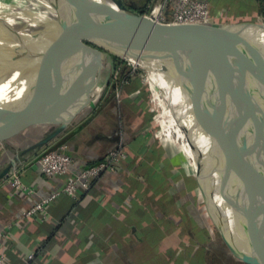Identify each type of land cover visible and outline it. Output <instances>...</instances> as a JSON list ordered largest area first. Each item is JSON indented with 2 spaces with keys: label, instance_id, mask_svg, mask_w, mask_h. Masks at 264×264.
I'll return each instance as SVG.
<instances>
[{
  "label": "water",
  "instance_id": "water-1",
  "mask_svg": "<svg viewBox=\"0 0 264 264\" xmlns=\"http://www.w3.org/2000/svg\"><path fill=\"white\" fill-rule=\"evenodd\" d=\"M59 1L66 3L62 13L39 28L26 27L21 34L0 37V84L28 83L21 99L0 104V123L54 128L21 157L55 141L90 108L106 52L140 67L149 79L160 74L170 85L169 99L175 101L178 91L182 102L176 105L191 116L195 133L206 136L213 179L211 219L238 240L243 262L264 264V237L253 233L242 219H234L232 168L221 148L225 137L264 166V129L252 116L264 111V49L247 43L240 25L160 24L124 0H55V4ZM98 42L118 45L120 50H108ZM65 83L70 88L53 95L58 105L49 96L40 102L36 117L2 115L19 112L41 91ZM16 163L12 160L1 171L0 182Z\"/></svg>",
  "mask_w": 264,
  "mask_h": 264
},
{
  "label": "crops",
  "instance_id": "crops-1",
  "mask_svg": "<svg viewBox=\"0 0 264 264\" xmlns=\"http://www.w3.org/2000/svg\"><path fill=\"white\" fill-rule=\"evenodd\" d=\"M133 1L140 9L150 3ZM158 1L164 2L170 17L172 1ZM244 1L246 6L260 7L256 0ZM116 92L111 75L102 74L90 108L55 141L22 157L51 132L50 127L0 123V173L12 160L17 162L0 182L4 264H202L208 259L201 250L209 247L198 240L186 246L185 255L180 250L184 241L177 239L176 231L187 228L189 219L178 183L167 169L171 150L152 139L147 129L133 125L134 114ZM39 111L2 115L31 118ZM60 142H65L74 160L72 177L102 162L113 150L125 157L114 172L92 180L86 192L71 195L64 192L67 177H48L37 164L46 148ZM186 150L182 152L189 159ZM38 205L43 211L28 217Z\"/></svg>",
  "mask_w": 264,
  "mask_h": 264
},
{
  "label": "rangeland",
  "instance_id": "rangeland-1",
  "mask_svg": "<svg viewBox=\"0 0 264 264\" xmlns=\"http://www.w3.org/2000/svg\"><path fill=\"white\" fill-rule=\"evenodd\" d=\"M153 2L154 0H150L149 7L143 14L149 11ZM58 3L56 5L55 0H44L39 8L52 14L56 9L55 7L60 5ZM210 4L212 12L217 14L216 23L237 25L239 23H252L255 20L264 22V17L259 8L246 6L244 0H210ZM25 18L19 25L20 30L29 27V23L32 22L29 17ZM125 63L128 65L123 66ZM116 64H118L117 67H115ZM123 68L126 69L124 73ZM104 74L111 75L112 84L118 93L120 102L126 108H130V113L134 114L133 125L140 131L147 129L152 139L159 145L171 150L168 153L171 160L167 169L170 171L169 174H171L174 183H178V189L181 190L184 208L188 211L189 219L187 228L184 226L181 228L182 230L176 231L177 239L184 241L180 248L183 255L188 252L187 247L192 246L198 240L202 242V244L200 243L201 246L209 247V250H201V253L204 251L206 258L208 257L206 262L202 264H257L243 262L240 256L243 255L244 250L238 240L226 229L216 226L211 219L209 210L211 208L210 194L213 179L209 176V170L201 172L190 166L189 159H192V155L195 156L197 148L186 144L188 159L182 152V137L169 133L167 127L160 122L161 109L155 102L147 73L140 67L122 61L106 52ZM255 115H258V121L264 125V116L258 112L252 114L253 117ZM171 124L172 126L176 125L173 122ZM53 129L50 127L48 131ZM161 130H164L166 136ZM197 138L200 143L202 142L201 145L206 154V136L200 134L197 135ZM56 148H58L57 145L50 146L42 154ZM221 148L227 159L231 158L235 163L231 166L235 194L234 215L242 219L253 233L264 237V216L255 214L257 213L256 210L260 212V209L264 208V185L258 187L263 180L255 172V161L260 169H264V166L256 158L238 151L225 137L222 138ZM202 185L205 190V197L202 194ZM254 230H257L258 233Z\"/></svg>",
  "mask_w": 264,
  "mask_h": 264
},
{
  "label": "bare ground",
  "instance_id": "bare-ground-1",
  "mask_svg": "<svg viewBox=\"0 0 264 264\" xmlns=\"http://www.w3.org/2000/svg\"><path fill=\"white\" fill-rule=\"evenodd\" d=\"M43 3L44 0H0V37L9 38L10 36L16 35L17 33H23L24 30H20L21 28L19 27V25L21 24L22 19L25 17H29L32 20V22L29 23V27L38 25L36 28H39L42 22H47L50 20V18H54L55 16L62 13V11L64 10L63 6H66V3L62 1L59 6L55 7V11H53V13L51 14L49 13V11L39 8ZM237 25H240L242 27L243 30L240 32V35L247 43H249L253 47L264 49V22L239 23ZM25 31L27 32V30ZM98 43L104 48L111 51L118 52L120 50V47L115 44H110L107 42ZM152 76V79H148V82L153 92L155 102L161 109L160 122L164 124L165 127H167L169 133H171L172 135H178L180 136V138L182 137L183 143L181 144H183V148H187V145L197 148V153L195 154V156L192 155L190 166H192L197 171H208L209 167L207 155L205 154L204 149L201 145L202 142H199L197 134L194 131L193 119L190 115L180 110L176 105L178 101V105L182 102L181 98H179L180 93L178 91L174 92L176 102L170 100L168 97V90L170 89V85H167L166 81L162 79V76L160 74ZM70 86V83H65L63 85L53 86L45 89L35 95L30 100V102L22 106L20 111H24L27 109H39L41 107L40 102L42 100L48 98L49 96L53 97L54 93H57L59 91L64 94L65 91L70 88ZM27 89L28 83L25 80H21L20 82L15 83L6 81L3 84H0V104L5 103V101L9 98L10 101H17L21 99V97L26 93ZM11 95L12 97H10ZM55 100L58 99L53 97L52 101L54 102ZM258 113L264 116V111ZM254 117L257 119L260 127L264 129V125L258 121V115H255ZM172 122L176 125L172 126ZM161 131L166 136L164 130ZM229 161L231 163V166L235 164L233 159L229 158ZM254 165L256 174H258V176L263 180L261 185H258V187L260 188L264 185V169H260L256 161ZM201 188L202 192L205 195L203 185ZM210 204L212 206L211 201ZM258 211L259 210H256L257 213L255 214L264 216V208H261L260 212ZM234 218H236V215H234ZM254 231L258 233L257 230Z\"/></svg>",
  "mask_w": 264,
  "mask_h": 264
},
{
  "label": "built area",
  "instance_id": "built-area-1",
  "mask_svg": "<svg viewBox=\"0 0 264 264\" xmlns=\"http://www.w3.org/2000/svg\"><path fill=\"white\" fill-rule=\"evenodd\" d=\"M172 13L167 17L164 10V2L154 0L151 8L145 16L152 21L160 24L168 25H184L196 23H216L217 14L211 10L210 0H171ZM65 145L57 149L44 153L38 159L40 171L48 177H67L68 180L64 187V192L68 194H76L79 191L86 192L91 185V181L101 177L106 172H114L118 161L125 157L120 150L111 151L105 159L72 177L74 168V160L66 152ZM14 185L20 186V182L15 180ZM47 202V201H45ZM42 205H38L27 213L32 216L38 212H42ZM0 264H4V257L0 249Z\"/></svg>",
  "mask_w": 264,
  "mask_h": 264
},
{
  "label": "trees",
  "instance_id": "trees-1",
  "mask_svg": "<svg viewBox=\"0 0 264 264\" xmlns=\"http://www.w3.org/2000/svg\"><path fill=\"white\" fill-rule=\"evenodd\" d=\"M258 3H259V5H260V7H259V11H260V13H261V15L264 17V0H256ZM148 2V1H147ZM149 7V4L148 5H145V7H143L142 9H140V12L141 13H144L146 10H147V8ZM117 61V60H116ZM117 65L118 64H116V66L115 67H117ZM126 65V63L123 65V66H125ZM123 73L124 72H126V69L125 68H123ZM63 145H65V142H60L59 144H57V147H60V146H63ZM57 149V148H56ZM243 264V263H242Z\"/></svg>",
  "mask_w": 264,
  "mask_h": 264
},
{
  "label": "flooded vegetation",
  "instance_id": "flooded-vegetation-1",
  "mask_svg": "<svg viewBox=\"0 0 264 264\" xmlns=\"http://www.w3.org/2000/svg\"><path fill=\"white\" fill-rule=\"evenodd\" d=\"M144 1V0H143ZM124 2L126 3L127 6H132V5H136L138 6V2L137 1H133V0H124Z\"/></svg>",
  "mask_w": 264,
  "mask_h": 264
}]
</instances>
